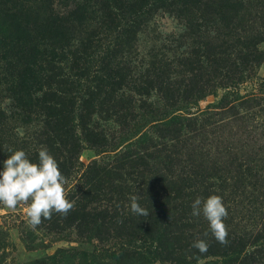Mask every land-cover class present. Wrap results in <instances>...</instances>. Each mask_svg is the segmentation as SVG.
<instances>
[{"label":"rangeland","instance_id":"1","mask_svg":"<svg viewBox=\"0 0 264 264\" xmlns=\"http://www.w3.org/2000/svg\"><path fill=\"white\" fill-rule=\"evenodd\" d=\"M240 2L0 0V79L24 62L4 48V21L22 13L20 48L37 49L43 86L27 113L0 83V171L9 149L36 163L46 146L75 200L35 230L25 203H0V264H264V0ZM210 195L227 207V246L191 215Z\"/></svg>","mask_w":264,"mask_h":264},{"label":"clouds","instance_id":"2","mask_svg":"<svg viewBox=\"0 0 264 264\" xmlns=\"http://www.w3.org/2000/svg\"><path fill=\"white\" fill-rule=\"evenodd\" d=\"M9 152L12 154L3 161V171H0V203L12 210L17 208L18 203H25V214L28 217L26 222L33 230L44 220H50L54 213L66 217L74 210L75 200L66 198L68 178L60 171L58 162L46 146L39 147L36 163L28 158L24 150L9 149ZM138 199L136 195L130 197V211L147 216V210L140 206ZM191 215H202L207 220L214 239L227 246L229 232L224 221L229 213L222 196L196 197L191 204ZM208 234L206 231L203 235ZM209 246L208 241L203 238L195 239L191 245L200 254L207 253ZM193 258L199 264L200 257Z\"/></svg>","mask_w":264,"mask_h":264},{"label":"trees","instance_id":"3","mask_svg":"<svg viewBox=\"0 0 264 264\" xmlns=\"http://www.w3.org/2000/svg\"><path fill=\"white\" fill-rule=\"evenodd\" d=\"M194 5L199 4L201 0H193ZM241 0H211V3L216 4L218 3V8H224V10H228L230 6L241 5ZM214 11V10H212ZM216 13V11H215ZM22 13H19L18 15H8L7 19L4 21L5 25L7 27L12 28V34L9 36L10 41L5 44L4 48L6 52L13 51V53L9 54V57L16 58L15 55H20L22 58L24 56V62L19 63V61H7L6 68H5V74L0 79V83L7 84L8 86L4 88L7 91V98L13 103L14 108L16 110H20L22 112H32V109L36 107L37 104L41 103L40 94L42 93L43 86L39 85V82L41 78H39L37 73H34L33 66L35 63H33V59H35L36 51L34 52H25L20 46H22V41H20V22L22 21ZM53 32V31H52ZM199 30H197L195 27L188 26L185 27V30L183 32V35L188 36L190 40V43L188 45L189 53L191 56L196 57V55L199 54L198 51L195 50V47L197 45H200L198 42V39L200 35L198 34ZM58 33H60V30H58ZM56 34V33H54ZM63 42V41H61ZM176 47H181L182 43L176 44ZM162 48H165L164 46ZM6 54V53H5ZM4 57H8L7 54ZM3 57V58H4ZM24 66L22 69L15 70L18 66ZM10 69L14 72H8L6 73V70ZM197 69L195 67H191L190 71H196ZM199 87H197L193 93V96L198 97V99L202 98L203 95H201V92L206 84L205 80L199 81ZM147 95V93H145ZM192 98V97H189ZM16 113V112H15ZM22 122H28L30 121V117H21Z\"/></svg>","mask_w":264,"mask_h":264}]
</instances>
